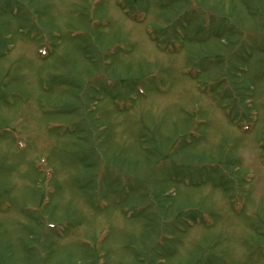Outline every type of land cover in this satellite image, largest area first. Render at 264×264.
Masks as SVG:
<instances>
[{"label":"rangeland","instance_id":"1","mask_svg":"<svg viewBox=\"0 0 264 264\" xmlns=\"http://www.w3.org/2000/svg\"><path fill=\"white\" fill-rule=\"evenodd\" d=\"M0 264H264V0H0Z\"/></svg>","mask_w":264,"mask_h":264}]
</instances>
